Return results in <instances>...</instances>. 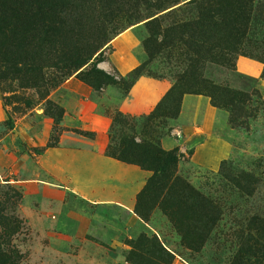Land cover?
<instances>
[{"label":"rangeland","instance_id":"374dc122","mask_svg":"<svg viewBox=\"0 0 264 264\" xmlns=\"http://www.w3.org/2000/svg\"><path fill=\"white\" fill-rule=\"evenodd\" d=\"M193 1L110 0L121 11L103 16V11L96 12L98 0H87L81 7V12L87 10L80 22L88 26L82 34L98 30L101 21L110 40L113 32L131 30L138 41L134 52L142 76L165 79L171 87L194 66L185 33L194 21V6L230 8L233 3ZM235 1L244 25L236 31L217 30L220 47L208 51L216 59L225 56L234 71L207 58L196 65L207 85L227 91L219 95L210 89L216 98L235 94L229 102L214 105L223 117L211 135L230 146L214 166L191 160L201 137L185 139L184 133H174L180 128L183 97L205 99L211 105L205 93L182 94L177 112L160 109L146 128L140 126L141 119L134 123L128 117L141 114L122 112L128 116L126 128L121 127L124 117L115 112L120 111L117 105L127 94L130 77L118 70L109 39L96 57L95 66L105 74V83L97 89L74 72L42 61L40 49L15 64L0 58V264H135L126 260L127 255L141 264H264V88L258 79L235 69L237 58H264V0ZM153 16L155 26L144 23ZM209 27L203 26V40L210 39ZM169 28H175L179 38H169ZM183 113L189 121V107ZM231 115L234 123L229 122ZM114 116L120 122L113 121ZM109 132L115 143L129 136L176 150L174 173L200 198L196 206H183L187 230L191 236L198 233L199 240L190 245L181 240L167 213L172 207L165 208L169 202L154 204L144 219L135 213L133 219L121 206V161L107 154ZM97 158L110 163L100 164ZM94 175L100 187L113 193L89 189L97 186L96 179L86 181ZM134 201L135 197L130 203L133 212Z\"/></svg>","mask_w":264,"mask_h":264},{"label":"trees","instance_id":"16d2710c","mask_svg":"<svg viewBox=\"0 0 264 264\" xmlns=\"http://www.w3.org/2000/svg\"><path fill=\"white\" fill-rule=\"evenodd\" d=\"M85 1L87 0H0V58L15 64L23 61L25 57L31 56L35 50L40 49L44 52L45 57L42 61L50 60L52 66H61L65 73L74 72L79 80L93 89L103 85L105 74L95 66V62L98 60L96 57L100 55L104 44L110 39L104 32L105 23L103 21L100 22L99 27H97L98 30L95 32L91 31L88 35L84 31L85 34H82L81 29L84 28L85 30L88 27L85 22H80L81 18L84 17L82 12L87 10L86 7L81 12V7ZM98 2L99 7L96 12L101 14L103 11V16H112L120 10L119 6L114 4L112 6L110 0H98ZM188 2L194 1L188 0ZM230 2H233L230 8L227 6L214 8L210 5L203 6L201 4L194 6L197 9L194 21L185 31L188 46L195 57L192 60L194 66H190L188 70L183 72L180 79L169 87L148 113L131 117L117 110L116 115L124 117L121 119V127L126 128L125 116L130 117L132 122L141 119L140 126L146 128L151 120L158 115L160 109L163 108L165 113H169L171 110L174 113L177 112L180 97L184 93H205L210 97L212 106L216 105V101L224 100L227 103L235 97V94L228 95L227 93V96L216 98L218 94L214 95L209 91L210 89L218 90L219 95L223 91H227L214 84L207 85V81L199 78L198 67L196 66L200 61L207 58L209 62L228 66L230 71H234L233 63L227 60L225 56L216 59L214 54L208 52L213 47H220L217 41H220L221 35L217 30L226 27L229 28L227 31H236L238 26H243L245 23L243 22L244 17L239 14L238 1L231 0ZM156 7L158 8L160 5H156ZM144 23L155 26L157 24L156 16L147 19ZM206 25H210L209 28L213 30L210 39L207 41L202 39L203 26ZM166 31L169 38H179L175 28H169ZM155 33L157 32L154 30L153 34ZM116 34L113 32L112 35L115 36ZM75 36L78 38L75 39ZM237 38L238 36L235 38L236 43L238 42ZM225 41H228L229 44L227 45L232 44V39ZM143 44L144 47L147 46L146 41ZM207 45L209 47H206ZM258 60L262 64L259 77L264 79V58ZM141 68V66H135L124 74L125 78L130 77L128 89L138 77L142 76ZM115 119L116 116L112 118L113 121ZM116 122H120V120L116 119ZM229 122L234 123L232 115L229 117ZM109 140L111 145L109 143L106 149L109 156L118 161L134 164L141 169L151 171V175L135 195L134 213L144 219L147 210L149 211L154 204L162 205L163 201L169 202L165 208L167 209L169 205L172 207L167 213L177 227L181 240L187 245L199 240L198 233L191 236V232L187 230V224L183 218V206L188 205V203L196 206L200 198L189 188L187 183L174 173V165L179 156L176 150H165L150 139L144 141L143 138H139L140 142H135L129 136L115 143L110 132ZM132 252L133 250L130 249V253ZM126 260L141 264L132 260L128 255Z\"/></svg>","mask_w":264,"mask_h":264},{"label":"crops","instance_id":"0c3cea01","mask_svg":"<svg viewBox=\"0 0 264 264\" xmlns=\"http://www.w3.org/2000/svg\"><path fill=\"white\" fill-rule=\"evenodd\" d=\"M109 43L113 48V59L121 74H125L137 65L138 59L134 51L138 41L131 30L124 29L120 31L111 38ZM235 69L240 73L258 79V83L264 88V79L259 77L261 72V64L259 62L248 58H237L235 61ZM168 88L169 82L165 79L140 76L129 87L126 96L121 99L117 107L121 112L132 115L148 113ZM187 107L191 111L189 121L184 118L183 113ZM221 117H223L222 112L210 105L205 99H198L188 95L183 97L181 111L178 115L180 128L178 130L175 129L174 133H179L180 135L184 133L185 139H192L195 135L196 137H201L193 146L190 156L191 160L198 165L214 166L220 159L227 156L230 151V146L226 140L211 135L213 127ZM192 128L197 130V134H195ZM94 160L100 164L110 163L107 159L97 158ZM123 165L124 163L121 162V206L129 211L131 213L130 216L134 219L133 216L135 214L130 205L131 200L141 189L143 177L148 176L150 172L139 168L138 170L126 168ZM125 170H132L134 172H131V175H126L124 173ZM94 179H96L95 183L97 186L89 187V189L91 188L93 191L100 190L101 192L99 193L103 194L113 193L111 189L100 187L101 182L95 175L86 181H93ZM123 184L124 187H122Z\"/></svg>","mask_w":264,"mask_h":264}]
</instances>
